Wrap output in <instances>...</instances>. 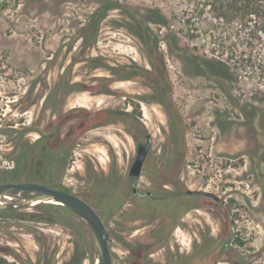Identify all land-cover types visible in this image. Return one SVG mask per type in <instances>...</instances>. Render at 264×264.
<instances>
[{
    "label": "rangeland",
    "instance_id": "obj_1",
    "mask_svg": "<svg viewBox=\"0 0 264 264\" xmlns=\"http://www.w3.org/2000/svg\"><path fill=\"white\" fill-rule=\"evenodd\" d=\"M181 11L174 0H0V183L25 179L11 170L18 150L12 128L26 131L31 161L40 146L41 165L69 133L61 126L67 110L108 108L78 122L73 157L54 181L99 210L114 264H264V97L256 91L264 81L235 80L217 63L205 70L215 81L180 73L186 65L165 54L173 37L180 50L217 58L209 37L187 35ZM139 23L153 31L145 41L135 33ZM222 90L235 94L226 105L235 110L231 124L216 128L208 115L187 113L183 103L194 91L219 98ZM144 131L153 148L135 180L138 197L128 173ZM176 181V190L224 185L222 195L233 192L236 236L224 250L232 229L208 199L185 198L186 225L171 222ZM46 207L0 214V264H98L87 222L50 225L67 217Z\"/></svg>",
    "mask_w": 264,
    "mask_h": 264
},
{
    "label": "trees",
    "instance_id": "obj_2",
    "mask_svg": "<svg viewBox=\"0 0 264 264\" xmlns=\"http://www.w3.org/2000/svg\"><path fill=\"white\" fill-rule=\"evenodd\" d=\"M96 1L107 4V0ZM174 1L181 2V12H183V15L186 14L184 16L186 17L184 18L186 25L184 30L187 35L191 39H196L201 36L210 38V42L213 44L212 49L217 52V58H208V61L217 63V65L225 68L229 72V76L235 80L239 77H245L250 81L255 79L264 81V0ZM134 10L138 12L139 9L135 8ZM145 11L160 13L159 9H145ZM174 14L176 16L178 15L176 11ZM140 31L142 30L138 28V33L135 32L136 35L141 36L143 32ZM173 39L169 40L168 43H179L175 37ZM256 91L264 97V88H258ZM110 112L108 108L101 109L99 112H93L85 108L67 110L62 115L61 126L63 131L66 127H69L70 130L67 135H63L64 137L57 147L62 157L58 161H50L46 162V164L43 162L41 165L37 163L40 146H38V149H33V152H35L34 155L37 158L31 161L27 158V151L33 144L24 138L26 131H19L17 128H12L10 131L14 134L17 140L16 145L18 146V150L11 154L16 167L12 173L15 177L56 186V181L50 176L48 177L44 171L48 169V166H51V168H59L62 174L66 170L70 163L74 147H76L80 138L81 132L77 127L78 122L84 118H88V116L108 114ZM73 118L76 120H73ZM71 120L74 122H70ZM80 125L84 126V122L82 124L80 123ZM31 127V125L24 126V129H31ZM34 131L40 133L39 130ZM39 142H42V138L37 139L36 143ZM43 205L46 204L39 203L40 207ZM12 210L14 211L15 209H1L0 214Z\"/></svg>",
    "mask_w": 264,
    "mask_h": 264
},
{
    "label": "flooded vegetation",
    "instance_id": "obj_3",
    "mask_svg": "<svg viewBox=\"0 0 264 264\" xmlns=\"http://www.w3.org/2000/svg\"><path fill=\"white\" fill-rule=\"evenodd\" d=\"M147 12H150V11H147ZM138 28L143 31V33H142V35L140 37H143L144 41L147 38H149V37H147V35H149L151 37V33L153 31L151 30L150 26H146V29H147L146 32L144 31L146 29L143 28L142 23L140 24V27H138ZM150 53H151V50H150ZM155 53L158 55L157 51H155ZM162 53H164V52H162ZM165 54H166L167 57L171 56L173 58H177V59L181 60L186 65L187 68L185 69V68L182 67L181 70H180V73H182L183 75H186L187 78L201 79V80H205V81L206 80H210V81L214 80L215 81V80H217L219 78L217 76V74H213V73L209 74L208 72L205 71L206 67L207 68H209V67L212 68V66L214 64L213 62L208 61V60H204V59H199L197 56H194L193 54H191L190 52H188L186 50H184V51L180 50V43H178V44H174V43L169 44V43L166 42ZM191 68H196V70H198V68H201V69L198 70L199 73H194V72H192ZM226 78H228L227 75H226ZM202 87H204V86H202ZM194 92H195V94H193L191 97H186L185 100H184L183 104L185 105V109L187 110V113L197 114V115H200V116L208 115V117H209L208 125L216 127V128H218L223 122H228L227 124H231L234 121L233 118L236 119L235 116H234V111L235 110L231 111L230 108L228 106H226L229 102H230V104H233L234 102H236V98L234 97L235 94H232V93H230L228 91H223L222 90L221 92H223L224 96L220 95L219 98H217L214 95L210 96V95L201 94V93L196 92V91H194ZM163 95H164V93H163ZM222 98H223V102L225 103V106H221L220 102H217L219 99H222ZM242 109L243 108H241V107H238V109L236 107V111H239V110L241 111ZM246 114H247V111H246ZM247 116H248V114H247ZM38 134L40 136L39 138H41L42 135L40 133H38ZM143 134H144V139L139 141V143H138L137 153H136L135 159H136V157L138 155L139 147L142 144H147L148 141H150V147H149V150H148L147 155L145 157V160L143 162L141 172H140L139 176H137V177L132 176L130 174V170H131V167H132L131 166L130 170H129V173H128L130 178H131V180H132V182H133L132 191H133L134 195H136L138 197L141 196L143 193L140 192V190H138V188L136 186V183H135V180H137L141 176L144 164H145V162H146V160H147L148 156L150 155V153L152 151V148H153V136H152V134L150 132H148V131L147 132L144 131ZM48 154H49L50 157H48V159L44 162L45 164H46V162H50V161H53V162L54 161H58L62 157V154H60V152H59V148L58 149L57 148L56 149H52L50 151V153H48ZM72 157H73V155L71 156V158ZM135 159H134V161H135ZM178 166H179V163L176 164V167H178ZM47 168L48 169H46L44 171V173L46 175H48V177L50 176L51 178L54 179V177H57L58 175L60 176L61 172L59 171V168H57V167L51 168V166H48ZM180 168H181V166H180ZM13 169H14V167L11 170H13ZM6 182H36V181H29V180H27L25 178L24 180L15 179V180L6 181ZM2 183H5V182H2ZM2 183H0V184H2ZM38 183H41V182H38ZM42 184H45V183H42ZM175 184H180V181H176V183L175 182L173 183V186H174V187H172L173 190L169 194V200L175 205L173 207V211H172L173 218H171V222L172 221L176 222L179 227L180 226L182 227V226L186 225V219L184 218V214L182 213V211H183L182 208L184 206H186L185 198L193 197V200H197L198 198L208 199L211 202V206H213L215 208H218L219 211L223 210L224 212H226V214L223 215L224 220L223 219L222 220L224 222H226V220L229 221V225L231 226V229H232L231 237L228 238L226 240L224 246H222V249L224 250L229 244H231L233 242V240H234V238L236 236L235 228H236L237 220H236V215L233 212V204H234L233 201L234 200H233V198H231L232 195H233V192H228V190H226L225 192H227V193L222 195L221 192H223V186L224 185L222 187L219 185L218 188H216L217 189L216 191L212 190V189H208V188L176 190V188H175L176 185ZM45 185L50 186L48 184H45ZM50 187L61 189V190H65L67 192L73 193V192L69 191L68 189H66L65 187H63L61 185L50 186ZM190 190L191 191H203V192H206V193H203V192L186 193L187 191H190ZM16 192H23V195L21 197L30 196V195L39 193V192H31V191H23V190L14 189V190H11L8 193L9 194L8 196H12V197H8V198L2 197V199H4V200H10L11 198L14 199L13 197L15 196ZM73 194L80 196L79 194H76V193H73ZM145 194L148 195V196L152 195V193L150 191L145 192ZM80 197H82V196H80ZM82 198L85 199L84 197H82ZM86 201H88V200H86ZM41 204H45V203H41ZM90 204L92 205V203H90ZM194 204H198L200 206H204L206 204V202H204V203L195 202ZM36 205L39 206V204H36ZM43 206L44 207L48 206L49 208L50 207L54 208L55 211L58 210V212H59L58 215L60 217L62 215H65L67 217L64 220L62 218H60V219H51V220L48 221V223L50 225H52V224H61L62 223V224H65L67 226H75L78 223L77 221L79 219H82L80 216H78L72 210H70V209H68V208H66V207H64L62 205L52 203V204H46V205H43ZM48 207H46V208H48ZM25 208H27V207H24V208H8V209L5 208L7 210H11V209H15V210L14 211L12 210V211H9V212H4V213L5 214H12V213H16L19 210L25 209ZM220 209H222V210H220ZM96 210L100 214V216L102 217V219L104 221V218L101 215V213L99 212V210L98 209H96ZM227 216H228V218H227ZM52 220H54V221H52ZM82 220H84V219H82ZM218 220L221 221V218H219ZM104 223H105V221H104ZM105 225L107 227L106 223H105ZM107 229H108V227H107ZM172 233H173V230H172ZM43 238H44V240L41 242V246H42V248H44V250L46 252L47 249H49L51 247L50 238L47 235H43ZM160 238L163 239L164 235L160 236ZM109 244H110V240H109ZM110 248H111V246H110ZM97 256H98V254H97ZM112 259H113V255H112ZM98 262H99V260H98ZM167 263H168V261L164 262V264H167ZM113 264H114V260H113ZM158 264H163V262L162 263H158Z\"/></svg>",
    "mask_w": 264,
    "mask_h": 264
},
{
    "label": "water",
    "instance_id": "obj_4",
    "mask_svg": "<svg viewBox=\"0 0 264 264\" xmlns=\"http://www.w3.org/2000/svg\"><path fill=\"white\" fill-rule=\"evenodd\" d=\"M149 147L150 141H148L147 144H142L139 147L138 155L130 170V174L132 176H139ZM14 189L39 193L16 199L11 198L10 200L2 199V197L8 198V193ZM193 192L203 191L190 190L186 193ZM39 203H55L62 205L84 219L91 229L93 242L98 254V264H113L108 229L100 214L88 201L73 193L52 188L38 182H5L0 184V209L24 208Z\"/></svg>",
    "mask_w": 264,
    "mask_h": 264
},
{
    "label": "bare ground",
    "instance_id": "obj_5",
    "mask_svg": "<svg viewBox=\"0 0 264 264\" xmlns=\"http://www.w3.org/2000/svg\"><path fill=\"white\" fill-rule=\"evenodd\" d=\"M9 197H12V196H9Z\"/></svg>",
    "mask_w": 264,
    "mask_h": 264
}]
</instances>
